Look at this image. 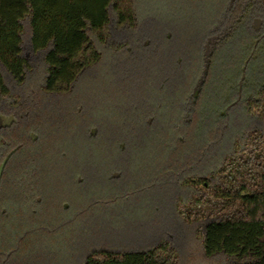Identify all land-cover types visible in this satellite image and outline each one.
Instances as JSON below:
<instances>
[{"label":"rangeland","instance_id":"1","mask_svg":"<svg viewBox=\"0 0 264 264\" xmlns=\"http://www.w3.org/2000/svg\"><path fill=\"white\" fill-rule=\"evenodd\" d=\"M136 5L141 22L136 29L112 26L110 44L122 47L104 46L102 62L83 74L72 94H30L28 112L1 133L7 147H22L3 190L8 200L0 206V247L12 250L16 264H80L96 247L147 249L162 239L175 244L182 264L225 263L205 259L197 227L186 224L176 207L191 193L182 176L218 167L236 138L261 124L245 118L244 103L227 96L244 57L237 52L240 42L217 57L188 125L182 113L192 108L185 92L197 76L205 4L136 0ZM186 48L189 58L182 67L179 57ZM259 83H264L262 50L249 64L244 95ZM30 86L25 90L32 92ZM230 98L223 134L217 146L206 147L219 123L216 108ZM186 159L191 165L173 175L170 167Z\"/></svg>","mask_w":264,"mask_h":264},{"label":"trees","instance_id":"2","mask_svg":"<svg viewBox=\"0 0 264 264\" xmlns=\"http://www.w3.org/2000/svg\"><path fill=\"white\" fill-rule=\"evenodd\" d=\"M201 1L205 4L202 15L206 23L200 51L205 48L206 36L217 42L216 57L225 55L228 44L240 42L237 52L244 57L236 64L235 80L227 92V96L230 93L237 98L242 68L255 43V37L247 30L246 0ZM140 23L136 0H0V114H13L16 121L10 128L0 129V163L13 151L5 167L0 206L1 201L8 200L3 190L11 183L13 157L22 148L18 144L7 147L1 133L12 130L28 112L26 98L33 92L47 98L72 94L83 74L102 62L104 46L111 45L117 51L124 45L110 44L113 24L118 30H134ZM259 50L254 51L249 64L257 58ZM189 52L187 49L180 55V65L187 64ZM248 69L249 65L238 102L244 103L241 108L245 118L257 120L260 126L244 130L218 167L205 174L185 173L180 182L191 193L187 199H180L176 207L186 224L197 227L205 259L224 258V264H264V83L244 95ZM194 71L196 80L185 92L192 108L182 113L188 125L193 124L190 114L211 78V71L195 68V64ZM36 75L38 81L32 84ZM9 80L14 86H10ZM200 81L203 83L198 87ZM30 83L32 92L25 90ZM15 88L24 90L14 91ZM229 100L232 101L230 98L222 108H216L219 123L215 137L206 147L217 146L223 134L219 131L232 104ZM189 161L170 168L174 173L183 172ZM174 173L176 176L177 172ZM168 177L171 179L172 175ZM8 252L0 247V264L4 255H11ZM181 258L175 244L162 239L147 249L96 247L85 254L80 264H182Z\"/></svg>","mask_w":264,"mask_h":264},{"label":"flooded vegetation","instance_id":"3","mask_svg":"<svg viewBox=\"0 0 264 264\" xmlns=\"http://www.w3.org/2000/svg\"><path fill=\"white\" fill-rule=\"evenodd\" d=\"M245 3L246 4L244 6L245 7L244 13L247 14V15H245V20L247 21V26H248L247 30L255 37L254 48H253V51L251 52V54L253 53L252 56H254V51L258 48L264 52V0H246ZM209 36H211V35H209ZM207 37L208 36H206L204 39L205 40V48L196 54L198 58L196 59L197 62L195 61L196 62L195 68H198V67L203 68L208 73L209 71H212V69L216 66L215 63H216L217 57H216L215 53L217 50V42L214 41L213 37H209L208 39H207ZM251 54L249 57H252ZM249 57L247 58V60L249 59ZM246 61H245V63H246ZM245 63H244V66H245ZM249 63H250V60L248 62V65H249ZM248 65H247V67H248ZM181 66L185 67L186 64H182ZM246 71H247V68H246ZM246 71H245V79H246ZM242 75H243V68H242L241 77H242ZM241 77L238 81V89H239V82L241 80ZM202 80H205V79L202 78ZM202 83H203V81H200L198 83V87H200ZM243 84H244V82H243ZM242 89H243V86H242ZM237 93H238V91H237ZM241 96H242V92H241ZM241 96H240V98H241ZM237 98H238V100L240 99L239 94H238ZM151 121L152 120H149V123H151ZM7 128H10V126L5 127V129H7ZM2 129H4V128H2ZM10 153H13V151ZM10 153H8V155ZM4 172H5V168L3 170V174L1 177V181H0V191H1V187H2L1 184H2L3 180L6 179L4 177ZM14 261L15 260L11 259V255H8V256L3 258L2 264H7V263L13 264Z\"/></svg>","mask_w":264,"mask_h":264},{"label":"water","instance_id":"4","mask_svg":"<svg viewBox=\"0 0 264 264\" xmlns=\"http://www.w3.org/2000/svg\"><path fill=\"white\" fill-rule=\"evenodd\" d=\"M252 54H251V56H252ZM250 58L251 57H249V59L245 63V66L243 67V75H242L241 80L239 82V89H238L239 98L241 96L242 86H243V82L245 80V71H246V68H247V65H248V62H249ZM14 120H15L14 115L7 116V115H4V114H0V128L11 126V124L14 122ZM11 154L12 153H10L3 160V162L0 164V181H1L2 174H3V170H4L5 166H6V163H7L8 159L10 158Z\"/></svg>","mask_w":264,"mask_h":264}]
</instances>
